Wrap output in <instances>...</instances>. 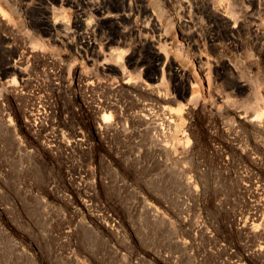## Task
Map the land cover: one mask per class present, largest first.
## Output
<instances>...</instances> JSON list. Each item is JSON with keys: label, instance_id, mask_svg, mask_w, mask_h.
Listing matches in <instances>:
<instances>
[{"label": "rangeland", "instance_id": "1", "mask_svg": "<svg viewBox=\"0 0 264 264\" xmlns=\"http://www.w3.org/2000/svg\"><path fill=\"white\" fill-rule=\"evenodd\" d=\"M164 1L207 95L149 0L0 2V264H264V0Z\"/></svg>", "mask_w": 264, "mask_h": 264}, {"label": "bare ground", "instance_id": "2", "mask_svg": "<svg viewBox=\"0 0 264 264\" xmlns=\"http://www.w3.org/2000/svg\"><path fill=\"white\" fill-rule=\"evenodd\" d=\"M105 0H102L101 3L93 2L91 4L92 9L100 15V21L104 17V12L102 11L103 6L102 3ZM126 1V0H125ZM0 2H3L4 4H7L10 8L11 13L16 18L17 24L21 27V29L28 33L33 34L37 39L38 42H41L42 44H46V40H44V37L40 32L37 30L35 26H42L45 24V27L43 31H46L51 34V38H55L62 40H67V37H69V33L71 32L68 24H61L57 25L52 24L50 22H47L43 19V21H39L38 24L37 19H34L33 15L31 14V4L26 2V0H0ZM62 3V1H61ZM149 3H151V8H147L146 13L149 14V17L151 18V22L155 29L160 32L159 34V41H165L166 43L170 44L172 48L173 55L180 61H183V63L186 64V70L189 71V75L187 76V81L191 82V85H193L195 88L199 90L201 94L207 95L208 88L206 87L207 79L200 68L199 64L197 63L196 56L191 52V48H189L188 40L192 39L194 37V32L189 30V28H186L187 25H185L182 21L177 20L173 15L169 14V10L167 8V5L165 4L164 0H149ZM36 5V4H35ZM35 8V6H33ZM52 10L55 8L50 7ZM4 13V12H3ZM4 17V15H3ZM127 13L123 12L120 14V18H123L125 20L127 18ZM40 19V18H38ZM45 21V22H44ZM184 30H183V29ZM56 29H60V32L57 36H55L54 31ZM163 30V32H162ZM56 32V31H55ZM91 32L89 29H85L83 38L86 39L87 45L90 46V44L93 45L92 42H90L89 35ZM54 41V40H53ZM125 44V42H124ZM155 41H147L148 47L155 48ZM93 47V46H91ZM124 51L120 50L116 53L113 51L110 53L111 59H114L116 62H120V59L123 55ZM115 57V58H114ZM200 58V57H199ZM130 59V58H129ZM160 59V56H159ZM176 64V62H175ZM116 67L114 65H111L109 63L108 58L105 59L104 62L100 64V70L102 71H118L121 70V72L124 73V67ZM185 71V70H184ZM178 73L181 71L178 70ZM183 72V70H182ZM184 82V81H182ZM186 83V82H185Z\"/></svg>", "mask_w": 264, "mask_h": 264}]
</instances>
